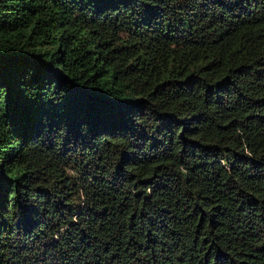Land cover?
Wrapping results in <instances>:
<instances>
[{
    "label": "trees",
    "instance_id": "1",
    "mask_svg": "<svg viewBox=\"0 0 264 264\" xmlns=\"http://www.w3.org/2000/svg\"><path fill=\"white\" fill-rule=\"evenodd\" d=\"M0 264H264V0H0Z\"/></svg>",
    "mask_w": 264,
    "mask_h": 264
}]
</instances>
